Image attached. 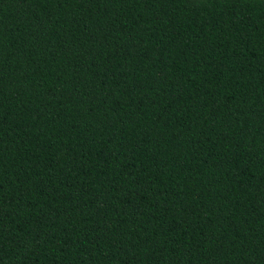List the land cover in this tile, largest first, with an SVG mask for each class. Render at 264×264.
I'll return each instance as SVG.
<instances>
[{"label": "trees", "instance_id": "obj_1", "mask_svg": "<svg viewBox=\"0 0 264 264\" xmlns=\"http://www.w3.org/2000/svg\"><path fill=\"white\" fill-rule=\"evenodd\" d=\"M0 264H264V0H0Z\"/></svg>", "mask_w": 264, "mask_h": 264}]
</instances>
